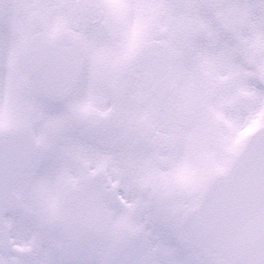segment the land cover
<instances>
[{"label": "snow or ice", "instance_id": "6c2138e0", "mask_svg": "<svg viewBox=\"0 0 264 264\" xmlns=\"http://www.w3.org/2000/svg\"><path fill=\"white\" fill-rule=\"evenodd\" d=\"M0 264H264V0H0Z\"/></svg>", "mask_w": 264, "mask_h": 264}]
</instances>
